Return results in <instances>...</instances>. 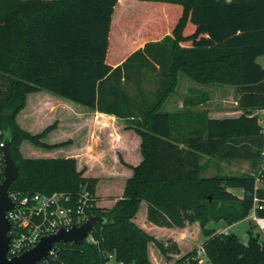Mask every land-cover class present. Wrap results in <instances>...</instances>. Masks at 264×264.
I'll list each match as a JSON object with an SVG mask.
<instances>
[{"label": "trees", "instance_id": "obj_1", "mask_svg": "<svg viewBox=\"0 0 264 264\" xmlns=\"http://www.w3.org/2000/svg\"><path fill=\"white\" fill-rule=\"evenodd\" d=\"M138 1L159 5L138 16L142 25L150 24L143 37L159 40L146 42L112 67L107 61L110 27L119 0H0V143L8 140L17 167L9 193L59 192L75 200L86 187L92 197L87 216L105 220L91 231L92 242L59 243L38 264H108L110 254L124 264H151L149 244L167 259L178 255L175 242L157 241L133 222L141 202L155 226L183 229L198 223L205 264H264V245L252 234L254 225L249 224L246 244L233 233L205 227L209 221L232 224L250 215L253 198L264 200V170L262 179L204 177L201 165L203 155L261 160L264 132L253 111L264 109V67L257 62L264 54V0ZM169 5L181 8L174 23ZM190 24L193 29L186 34ZM168 29L171 35H165ZM147 74L156 78L153 98L129 96L128 90L141 89L139 80ZM179 74L197 84L236 87L242 114L209 119L202 112L161 110ZM42 90L114 115L139 137L141 161L131 166L119 159L132 174L110 208L97 205L99 179L84 176L86 168L78 169L75 158L21 155L23 142L47 150L68 144L44 141L54 124L31 134L16 123L27 95ZM230 188L242 189V198ZM254 211L264 218V209ZM199 247L170 264H203Z\"/></svg>", "mask_w": 264, "mask_h": 264}, {"label": "crops", "instance_id": "obj_2", "mask_svg": "<svg viewBox=\"0 0 264 264\" xmlns=\"http://www.w3.org/2000/svg\"><path fill=\"white\" fill-rule=\"evenodd\" d=\"M224 1L228 3L231 0ZM118 4V9L114 11V14L112 16L110 33L112 32V30H115L114 33L117 41L119 40V42L114 41L115 43L113 45V48L109 51L107 56V61L112 67L120 65L134 51L142 49L146 42L159 40H146L143 37L148 28L146 27V25H142L143 18H139V15L133 17L132 15H130V17L126 16L124 18L125 14H127L126 11L124 12V9L127 7L128 1L119 0ZM139 4L147 7V9L149 10L153 7H159L158 4L151 2L139 1ZM169 8L173 12L171 23H174L179 18L181 8L178 5H169ZM148 21L149 19L146 21V23ZM192 29L193 26L191 24L188 25L185 29V33L189 34ZM171 32L172 30L168 29L166 30L165 35H171ZM182 46L189 47V43H184L182 44ZM257 62L262 67H264V54L258 57ZM139 82L141 83V89L128 90L129 96L139 99H141L143 96H146L149 99L153 98L156 78L154 79V77L147 74L142 76ZM46 92L47 91L43 92L42 90L27 95L25 107L16 116V123L22 130L27 131L31 134L40 133L48 126L54 124L55 129L47 135L44 141L50 145L70 141H64L66 138L56 137V124L50 123V115L52 113L53 115L56 114L55 111L50 112V110L54 108V105H65V103L68 102H65L63 98H61L63 99L61 100L60 97L57 98L58 96ZM237 99L238 93L236 87L219 84H197L189 80L186 76L179 74L176 79L174 90L168 95L167 99L161 107V110H163V106L166 105V110L163 111L168 113H175L179 111H194L206 114V117L209 119L237 118L242 114V111L238 108ZM76 107H71L74 111H80V116L75 120V122L79 123V125L82 124L84 126H87V133L83 134L82 137H80L81 142L78 143L79 148L76 147L77 145H74V147H70L71 145L68 144L63 147L51 149L50 151L67 149V154L63 158H75L77 160L78 169H81L83 167L86 168L84 176H88L87 172L90 169L88 164L98 165L101 162L102 165H98L100 166L99 169L109 170L108 165L104 163L105 158L109 157V162L116 165L113 167L115 176L118 175V177H120V175L123 174V177H120V183L122 184L119 188L117 187L118 193L115 196L102 197L101 195H99V190L101 189L102 184L101 180L105 179L103 175L88 177L99 179L96 187V196L98 197L97 205L99 207L110 208L114 204L116 199L122 195L125 181L132 174L129 168L124 167L120 164L119 159L131 166H135L141 161L139 152V137L132 130H127L123 121L116 118L114 115L90 110L82 106V108ZM57 111L59 110L57 109L56 112ZM260 111L261 110H254L253 114L258 116L260 125H263L264 120L263 116L259 114ZM87 147H92V153H86ZM21 155L24 157L22 152ZM201 165L202 174L204 175V177H210L214 175H253V172H255L260 164L250 159L220 158L218 156L208 157L203 155L201 158ZM94 169H96V166ZM245 170H248V172H246ZM259 184L261 185V183ZM228 191L238 198H242L243 196V190L240 188H230L228 189ZM143 203L145 202H141L139 209L141 208ZM138 212L133 219V222L140 229L153 236L157 241L164 243H166L167 241L175 242L180 251L178 255H168L169 259H167L166 257L162 256L160 252L157 255L152 254L150 248L151 244H149L148 253L151 264H165L164 260L167 262H171V260L181 257L193 248L199 247L205 240V238L200 233L198 223L187 225L183 229L158 227L148 222L146 213L144 216L142 215L140 222H138L136 220L137 216H139ZM242 224L246 225V234L244 235V241H242L239 237V233L244 234L243 229L238 230V228ZM249 224L254 225L250 215H248L245 219L234 222L232 224H227L223 220H220L218 222L209 221L205 225V227L206 229L213 230L215 233H233L239 238L241 243L246 244L248 241ZM167 229H169L170 231H168ZM152 231L170 232L173 237H164L163 239H160L154 233L152 234ZM252 234L258 235L259 243L264 245V233H259L254 227V229L252 230ZM182 245L187 248L186 251H182Z\"/></svg>", "mask_w": 264, "mask_h": 264}, {"label": "built area", "instance_id": "obj_3", "mask_svg": "<svg viewBox=\"0 0 264 264\" xmlns=\"http://www.w3.org/2000/svg\"><path fill=\"white\" fill-rule=\"evenodd\" d=\"M259 114L263 116L264 109ZM264 122V121H263ZM262 131L264 132V123ZM3 143H0V149ZM261 167L264 168V149L261 151ZM0 172L3 174V162L0 152ZM3 178V177H2ZM2 180H0L1 183ZM10 200L14 207L6 211L5 216L10 223L8 235L10 242L7 250V257L11 258L21 254L23 251L32 248L42 236L55 233L60 228L79 226L89 217L87 211L92 208V197L90 192L83 187L77 194L75 200L68 194L55 192L52 194H11ZM254 208L250 213L255 229L264 233V218L255 214V208L264 209V200L259 202L253 198ZM84 241L92 242L91 233ZM52 252L50 251V254ZM202 250L198 248V257L202 260ZM108 264H124L117 261L113 254L108 255Z\"/></svg>", "mask_w": 264, "mask_h": 264}, {"label": "rangeland", "instance_id": "obj_4", "mask_svg": "<svg viewBox=\"0 0 264 264\" xmlns=\"http://www.w3.org/2000/svg\"><path fill=\"white\" fill-rule=\"evenodd\" d=\"M126 1H128V5L124 9V12L126 11L127 14H125L124 18L126 16L130 17V15H132V17H133L136 15H140L142 13H150V10L147 9V7H145L143 5H140L139 1H137V0H126ZM116 9H118V6ZM158 23H160V22H158ZM149 26H150V24H148V26H146V27L149 28ZM114 32H115V30H112V32L110 33V40H109L110 41V48H111V49L109 48L110 50H112V48H113V45L115 43L114 41L119 42V40L117 41V38H116ZM43 92H45V91H43ZM172 96H174V95H172ZM57 98H59V97H57ZM61 100H63V99H61ZM65 102L71 103L72 105L68 104V103H65V105H62V104L54 105V108H52V110H50V112L55 111L56 114L53 115V113H52L50 115V123L56 124V130H55L56 137L66 138L64 141L70 140V141H67V142H69L68 144L71 145L70 147H72V146L74 147V145H77L76 147L79 148L78 143L81 142L80 137H82L83 134L87 133V130H86L87 126L86 125L84 126L82 124L79 125V123L75 122V120L80 116V114H79L80 111L79 110L74 111L71 107H76V106L79 108H82V107L79 105H76L70 101H67V100H65ZM57 109L59 111L56 112ZM162 109L166 110V105L163 106ZM74 122H75V124H74ZM67 137H69L70 139ZM91 149H92V147H90V148L87 147L86 153H89V154L92 153ZM21 152L23 153L24 157L31 158V159L63 158L67 154V149L50 151L47 149L35 147L28 142H23L21 145ZM104 163L108 165L109 170L99 169L100 166H98V165H102L101 162L98 165L88 164L90 169L87 172V175L93 176V177L103 175L105 177V179L101 180L102 184H101V189L99 190V195H101L102 197L103 196L104 197H113L118 193V188L122 184V183H120V181H121L120 177H123V174H121L120 177H118V175L115 176L114 171H113L114 170L113 167L116 165L109 162V157L105 158ZM259 164H260L259 167H257L255 172H253V175L256 177L260 175L259 177H260V179H262L263 172H262V174L260 172L263 171L264 168L261 167V164H262L261 160L259 161ZM95 166H96V169H94ZM246 172H248V170ZM202 176H204V175L202 174ZM259 183L260 182L258 181L257 186L260 185ZM105 199H110V198H105ZM138 213H139V216H137L136 220L138 222H140L142 215L144 216L146 213V204L145 203L142 204ZM242 229L244 231V234L239 233V237L242 241H244V235L246 234V225H244V224L240 225L238 230H242ZM167 230L170 231L169 229H167ZM153 233L160 239H163L164 237H173V235L170 232L152 231V234ZM150 248H151L152 254H156V255L159 254V251L157 250V248L153 244L150 245ZM182 248H183L182 251H186V249H187L183 245H182ZM202 260H203V264H205V258L202 257ZM164 263L170 264V262H167L165 260H164Z\"/></svg>", "mask_w": 264, "mask_h": 264}, {"label": "water", "instance_id": "obj_5", "mask_svg": "<svg viewBox=\"0 0 264 264\" xmlns=\"http://www.w3.org/2000/svg\"><path fill=\"white\" fill-rule=\"evenodd\" d=\"M3 162V178L0 183V264H38L48 259L50 251L59 243L81 245L97 224H104L105 220L99 215L90 216L79 226L60 228L55 233L42 236L36 245L21 254L8 258L7 250L10 242L8 231L10 223L5 213L15 205L9 198V187L17 177V167L8 148V140H4L0 149Z\"/></svg>", "mask_w": 264, "mask_h": 264}]
</instances>
